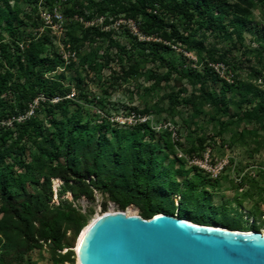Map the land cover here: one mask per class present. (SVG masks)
Listing matches in <instances>:
<instances>
[{
  "label": "trees",
  "instance_id": "16d2710c",
  "mask_svg": "<svg viewBox=\"0 0 264 264\" xmlns=\"http://www.w3.org/2000/svg\"><path fill=\"white\" fill-rule=\"evenodd\" d=\"M38 2L0 0V264H29V251L42 246L60 255L62 264H74L76 238L88 223L75 203L81 197L93 199L95 192L120 209L139 206L144 218L164 211L165 200L178 193L185 201L179 217L211 225L186 209L198 193V183L188 175L204 174L178 157L169 131H156L149 122L121 124L112 112L118 108L103 95L91 94L84 77L117 60L121 73L112 71V76L126 80L140 73L141 61L159 62L165 70L148 75L155 86L178 76L198 85L204 102L237 122L263 123L264 87L234 77L222 79L216 92L206 89L201 77L215 73L208 63H238L230 60V49L221 51L209 43V34L243 49L244 55L264 56V23L251 19L256 4L264 11V0H40L43 7L61 9L68 50L74 53L68 59L52 47L48 28L38 30L43 25ZM75 16L102 22L85 26ZM120 19L133 20L139 30L128 32L131 50L113 37V25ZM245 31L256 33V48L245 46ZM173 45L200 58L205 53L204 73L185 63L183 53L177 60ZM67 68L74 69L73 79H66ZM232 91L239 101L227 95ZM35 99L37 106L27 115ZM191 101L175 95L165 110ZM240 102L248 107L228 113L230 104ZM195 140L184 153H200L204 139ZM54 178L61 179L57 191ZM65 193L71 199L62 197ZM165 212L173 215L172 210Z\"/></svg>",
  "mask_w": 264,
  "mask_h": 264
},
{
  "label": "rangeland",
  "instance_id": "374dc122",
  "mask_svg": "<svg viewBox=\"0 0 264 264\" xmlns=\"http://www.w3.org/2000/svg\"><path fill=\"white\" fill-rule=\"evenodd\" d=\"M38 6L42 11L48 10V7H43L40 0ZM251 19L254 23H264V11L260 4L252 8ZM113 27L115 28L113 37L131 50L128 32L139 33L136 23L117 21ZM244 35L245 46L256 48V33L245 31ZM143 38L140 36V39ZM208 42L217 45L221 51L230 49V60L239 64L233 66L224 63H208L215 73H208V76L201 77L206 89H214L218 92L223 85L222 79L230 81L234 77L264 87L263 54L252 56L246 51L244 55L243 49H233L231 43L210 34ZM51 44L56 52H64L66 57H69L70 54L62 43L52 39ZM172 48L171 53L177 60L183 53L187 57L185 63L192 64L198 71L204 73L205 53H202V58H200L194 52L183 51L182 46L173 45ZM84 49H88V45L85 44ZM74 60L77 66V59L74 58ZM121 66V63L114 60L99 74L89 73L84 77V87L91 94L103 95L107 102L118 108L117 113L112 111L116 114L114 116L118 122L129 124L132 121L131 115L138 117L140 114L137 111L149 108V113L143 115L148 116L151 124L169 122L172 125V132L169 133L171 135L174 132L171 140L177 153L187 151L191 144H196V137H200L204 139V143L199 152L209 150L214 164L224 163L219 177L216 178L218 181L205 180L204 177L206 178L207 175L204 173L206 176L194 171L188 175V180L198 183V193L190 200L186 209L194 215H203L208 223H218L228 228L232 224L242 231L251 229L264 231V219L262 218L264 214V122H237L235 118H231L228 114L225 115L214 106L204 102L198 85L191 86L185 79L180 80L178 76H173L169 83L163 81L155 86L148 75L150 71L161 73L165 70L159 62L143 60L140 64V73L126 80L114 79L112 71L121 73ZM250 67L259 73L255 74ZM64 75L67 80L73 79L74 69L67 68L64 70ZM103 88L106 90L103 91ZM175 95L192 98V101L174 105L172 111L168 112L165 108L169 103V98ZM227 95L234 97V92H228ZM234 98L235 101H239L240 96ZM132 107H135L137 111L130 109ZM247 107L248 104L244 102H240L239 106L230 104L228 113L239 112ZM60 184L61 179L54 178L53 190L57 191ZM180 188L182 191L184 185L181 184ZM55 196L53 194L54 201L57 200ZM62 197L71 199L69 193H65ZM184 203L180 195L175 193L165 200L162 212L172 210L173 214L177 215L178 211L185 209ZM75 204L88 216V222L97 215L109 211L110 208L131 214L140 215L141 213L139 206L135 204L120 209L115 203L109 201L106 195L99 192H95L93 199L81 197ZM62 252H65V249ZM28 256L29 264H62L63 262L61 256L51 252L47 246L32 249ZM74 264H79L76 258Z\"/></svg>",
  "mask_w": 264,
  "mask_h": 264
},
{
  "label": "water",
  "instance_id": "95a60500",
  "mask_svg": "<svg viewBox=\"0 0 264 264\" xmlns=\"http://www.w3.org/2000/svg\"><path fill=\"white\" fill-rule=\"evenodd\" d=\"M84 227L73 249L79 264H264L261 230L122 210L104 212Z\"/></svg>",
  "mask_w": 264,
  "mask_h": 264
},
{
  "label": "built area",
  "instance_id": "2783aa9c",
  "mask_svg": "<svg viewBox=\"0 0 264 264\" xmlns=\"http://www.w3.org/2000/svg\"><path fill=\"white\" fill-rule=\"evenodd\" d=\"M38 15L43 22V25H41V27H39L38 30L43 31L45 28H48V30L50 31V35L52 36V39L57 40L58 43H62V45L66 47L68 53L73 55L74 57V53H70V50H68L69 43L67 42V37H66V27L64 25V16L61 12L60 7L55 5V6H52L51 9L44 10V11H42L41 9H38ZM75 19H78L79 21H81L85 26H89L93 24H101L102 22V18H99L97 20H92V21H83L82 18H78L77 16H75ZM118 21H124L126 23L128 22L135 23L133 20H130V19H127V20L120 19ZM60 54L62 55L64 59H68L65 55L66 53L62 52ZM216 64H220V63H216ZM56 100L57 98H54L52 101H56ZM35 106H37V99H35L34 102L30 105V110L27 112V115L32 114L33 107ZM131 116H132V121L129 124H133L135 122H149L150 123L147 115H138V117H135L136 115H131ZM21 118L23 117H19L18 120H21ZM150 125L156 131L167 130L169 132H172V125L169 122H164L163 124H158V125H153L150 123ZM173 135H174V132L171 133V137H173ZM177 154H178V157L184 158L186 160L188 166L196 167L199 171L206 174L211 179L218 178L219 174L222 171L224 163H219V165L214 164L209 150L201 151L199 154H192V155H188L182 151H178ZM262 218L264 219V214L262 215Z\"/></svg>",
  "mask_w": 264,
  "mask_h": 264
},
{
  "label": "bare ground",
  "instance_id": "6f19581e",
  "mask_svg": "<svg viewBox=\"0 0 264 264\" xmlns=\"http://www.w3.org/2000/svg\"><path fill=\"white\" fill-rule=\"evenodd\" d=\"M110 207H111V205H110ZM112 211H116L114 208H110V210L109 211H107V212H112ZM125 212V211H124ZM126 214H128V215H130L131 213H128V212H125ZM97 216H99V215H97ZM96 216V217H97ZM96 217H94L93 219H95ZM92 219V220H93ZM85 229H86V227H83V231H85Z\"/></svg>",
  "mask_w": 264,
  "mask_h": 264
}]
</instances>
